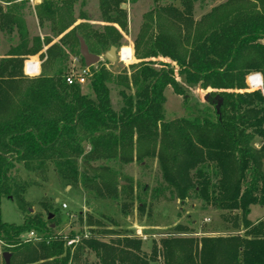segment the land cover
Here are the masks:
<instances>
[{
  "label": "trees",
  "instance_id": "obj_1",
  "mask_svg": "<svg viewBox=\"0 0 264 264\" xmlns=\"http://www.w3.org/2000/svg\"><path fill=\"white\" fill-rule=\"evenodd\" d=\"M174 1L178 6L157 5L144 17L132 46L138 62L114 78L121 99L117 111L109 98L112 76L103 62L89 68L90 98L77 83H66L61 46L81 38L91 54L117 48L127 28L121 0L99 1L107 23L99 31L85 23L84 14L74 26L70 1L44 0L36 8L39 19L58 21L57 34L64 36L47 49L41 73L26 77L18 59L39 48L0 60V216L4 198L23 214L20 225L0 217V250L10 254L9 264H80L83 250L94 253L98 264H264V219L248 220L251 207H264V0H226L198 22L193 13L198 0ZM159 58L170 62L153 61ZM250 74L261 77L262 88L248 90ZM177 78L211 89L221 100L218 109L210 96L213 110L207 107L200 118L165 122V90L185 95ZM251 82L259 86L260 78L254 75ZM99 162L144 168L155 162L180 202L194 195L206 206L236 213L233 227L242 233L197 238L176 226L152 243L150 253L129 231L109 241L95 235L65 237L55 232L58 223L49 219L50 211L46 221L29 212L27 183L14 178L18 166L26 172L50 166L62 182L75 186L79 164ZM104 187L117 195L116 187ZM28 233L38 240H25ZM72 239L77 243L66 247Z\"/></svg>",
  "mask_w": 264,
  "mask_h": 264
},
{
  "label": "rangeland",
  "instance_id": "obj_2",
  "mask_svg": "<svg viewBox=\"0 0 264 264\" xmlns=\"http://www.w3.org/2000/svg\"><path fill=\"white\" fill-rule=\"evenodd\" d=\"M43 1L0 0V60L12 53L23 54L25 50L39 48V52L33 55H18V59L22 61L23 67L25 61H33L35 57L34 61L39 62L41 73L47 49L51 45H59L64 36L57 34V30L61 27L58 21L53 23L39 19L36 8ZM51 1L65 2V0ZM68 1L72 7L68 16L75 21L74 26L81 23L78 19L82 14L87 17L85 23L96 31L107 24L100 15V0ZM225 1L198 0L194 4V20L198 22L214 6ZM166 4L178 6V2L174 0H158L157 3L155 0H121L118 7L126 15L127 28L126 32L122 33L123 38L117 47V54L120 49H124L122 54L126 57V54L128 56L132 51L131 62L124 64L117 59L116 63H110L104 58L106 52L100 55L93 54L101 57L100 62H103L112 76L109 82V98L115 111L121 106V99L118 97L119 87L114 78L124 70L129 71V67L138 62L134 57L132 46L144 17L157 5L164 7ZM122 6L125 8L122 9ZM113 27L119 30L117 25ZM61 47L66 57L63 69L72 80H76L85 68L79 43ZM153 61L170 62L160 58ZM92 67L97 69V66ZM90 76L85 78L84 85L80 87L83 95L93 98L88 82ZM177 81L185 90V95L177 96L169 87L165 90L166 102L163 105L165 122L181 118H200L204 109L209 107L204 100L205 97L209 95L213 100L215 98L213 91L189 86L179 78ZM246 85L249 88L248 78ZM209 108L210 111L213 110V107ZM84 148L85 151L89 150L87 144ZM79 165V179L75 186H68L62 182L50 166L37 172H26L18 166L14 173L18 184L27 183L24 199L29 204V212L39 214L46 221V213L50 211L53 218L55 217V222L58 223L55 232L65 237L72 234L82 235L85 238L95 235L103 241H109L129 231L141 238L143 251L150 253L152 243L158 244L164 236L175 232L176 226L188 229L197 238L242 233L240 221L237 223L240 228L233 227L236 213L218 211L206 206L194 195L185 202H180L175 192L163 182L155 162L149 163L146 168L137 163L121 165L116 162L92 163L86 167ZM103 168L108 171H102ZM84 171H87L86 180L81 178ZM106 184L117 188L115 197L105 189ZM45 207H48V210H44ZM250 210L248 220L251 223L264 219V207L253 206ZM0 217L4 223L14 225H20L23 221V214L20 213L16 203L7 198L2 199ZM75 242L77 243V240ZM65 246L69 247L67 244ZM2 255H0V264H4ZM80 258V264H98L91 251L83 250ZM154 264H162V262L157 260Z\"/></svg>",
  "mask_w": 264,
  "mask_h": 264
},
{
  "label": "built area",
  "instance_id": "obj_3",
  "mask_svg": "<svg viewBox=\"0 0 264 264\" xmlns=\"http://www.w3.org/2000/svg\"><path fill=\"white\" fill-rule=\"evenodd\" d=\"M124 49H120V51L118 52L117 54V59L124 63V64H129L132 60V51L130 53V55L126 56V57H123V52ZM131 50V48H130ZM24 73H25V76L28 77V78H34L35 76H38L40 74V67H39V62L38 61H31V60H27L24 62ZM89 68L85 67L83 69V71L80 73L79 77L76 79V80H72L71 77H67L66 79V83L68 84H73L74 82L77 83L78 85H84V81H85V78L89 75ZM258 76V74H250V76L248 77V85H249V88L248 90H257V89H260L262 88V79L260 78V85L259 86H255L252 84L251 82V78L252 76ZM65 207V206H64ZM23 238L25 240H38V237L34 234V233H28L26 234L25 236H23ZM75 240H70L67 242V245L68 246H71L72 243H74ZM0 255L1 254V250H0Z\"/></svg>",
  "mask_w": 264,
  "mask_h": 264
},
{
  "label": "water",
  "instance_id": "obj_4",
  "mask_svg": "<svg viewBox=\"0 0 264 264\" xmlns=\"http://www.w3.org/2000/svg\"><path fill=\"white\" fill-rule=\"evenodd\" d=\"M124 8L125 7L122 6V9H124ZM79 49H80V55L82 57V60L84 61L85 67L90 68L92 66H97V64L100 63L101 57H98L96 55L91 54L89 52V49H87V46H86L84 40H82L81 38H79ZM117 51H118L117 48L110 47L109 51H107L104 54L105 60L110 62V63H116V61H117ZM258 77H259V75H258ZM204 100L206 102H208L210 100V96L207 95ZM215 102H217L216 109H218V106L221 104V100H219L217 98V99H214V100L211 101L212 104L215 103ZM52 218H53V216L49 215V219H52ZM9 257H10L9 253H6V254L2 255V259L4 261V264H9Z\"/></svg>",
  "mask_w": 264,
  "mask_h": 264
},
{
  "label": "crops",
  "instance_id": "obj_5",
  "mask_svg": "<svg viewBox=\"0 0 264 264\" xmlns=\"http://www.w3.org/2000/svg\"><path fill=\"white\" fill-rule=\"evenodd\" d=\"M33 59L35 60V57H33Z\"/></svg>",
  "mask_w": 264,
  "mask_h": 264
},
{
  "label": "bare ground",
  "instance_id": "obj_6",
  "mask_svg": "<svg viewBox=\"0 0 264 264\" xmlns=\"http://www.w3.org/2000/svg\"><path fill=\"white\" fill-rule=\"evenodd\" d=\"M130 49V48H129ZM126 56H127V54H126Z\"/></svg>",
  "mask_w": 264,
  "mask_h": 264
}]
</instances>
